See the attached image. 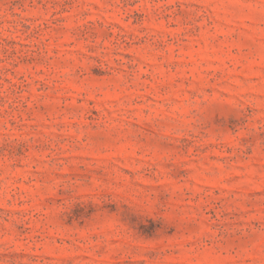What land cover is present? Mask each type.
<instances>
[{
    "label": "rangeland",
    "instance_id": "rangeland-1",
    "mask_svg": "<svg viewBox=\"0 0 264 264\" xmlns=\"http://www.w3.org/2000/svg\"><path fill=\"white\" fill-rule=\"evenodd\" d=\"M0 264H264V0H0Z\"/></svg>",
    "mask_w": 264,
    "mask_h": 264
}]
</instances>
